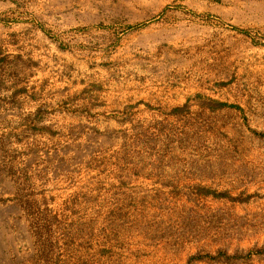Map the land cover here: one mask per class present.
<instances>
[{"label":"rangeland","instance_id":"1","mask_svg":"<svg viewBox=\"0 0 264 264\" xmlns=\"http://www.w3.org/2000/svg\"><path fill=\"white\" fill-rule=\"evenodd\" d=\"M0 264H264V0H0Z\"/></svg>","mask_w":264,"mask_h":264}]
</instances>
